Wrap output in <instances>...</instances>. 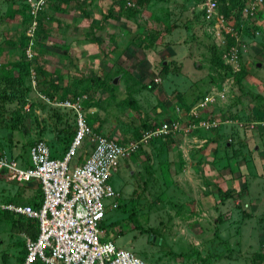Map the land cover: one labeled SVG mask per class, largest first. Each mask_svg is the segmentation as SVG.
<instances>
[{
  "label": "rangeland",
  "instance_id": "rangeland-1",
  "mask_svg": "<svg viewBox=\"0 0 264 264\" xmlns=\"http://www.w3.org/2000/svg\"><path fill=\"white\" fill-rule=\"evenodd\" d=\"M109 1L44 3L36 21L45 35L34 36L30 58L40 68L31 61L18 84L0 76V137L19 130L21 152L44 130L69 138L70 114L43 96L61 99L37 90L47 73L61 89L56 97L66 89V98H79L91 132L122 145L138 142L111 175L117 195L102 200V239L146 264H264V4L244 13L241 3L225 17L228 34L215 37L200 19L198 0L159 3V22L151 18L157 0L135 15L126 0H113L114 19L105 17ZM17 3L0 0V63L19 54L3 44V14ZM143 21L160 32H147ZM27 24L12 23L11 35L17 40ZM150 39L152 47L144 48ZM210 44L228 69L211 63ZM65 52L71 53L68 61ZM141 120H156L153 130L163 123L176 129L147 137L153 130H142L145 138L138 141ZM22 186L0 191V201L29 203ZM225 192L231 195L222 198ZM27 223L0 209V264H16Z\"/></svg>",
  "mask_w": 264,
  "mask_h": 264
},
{
  "label": "built area",
  "instance_id": "built-area-1",
  "mask_svg": "<svg viewBox=\"0 0 264 264\" xmlns=\"http://www.w3.org/2000/svg\"><path fill=\"white\" fill-rule=\"evenodd\" d=\"M46 1L25 0L30 16L24 32L28 38L24 51L28 60L32 58L36 18ZM241 1L244 13L264 4V0ZM218 3V0H198L200 19L215 37L229 31ZM235 46L230 48L231 58L235 56ZM43 99L51 106L70 111L74 118V132L63 154L51 157L45 140L41 138L29 145L24 160L0 153V174L6 180L18 184L36 180L41 192L38 207L11 201L0 203L1 210L36 222L35 237L26 235L23 239L21 264H146L131 250L102 239L100 229L105 211L102 200L117 195L110 184L111 175L138 142L122 145L91 132L79 98L52 102L45 96ZM207 100L209 98L205 97L197 105L201 106ZM174 129L175 124L163 123L145 137ZM77 148H80L78 158L75 156Z\"/></svg>",
  "mask_w": 264,
  "mask_h": 264
},
{
  "label": "trees",
  "instance_id": "trees-1",
  "mask_svg": "<svg viewBox=\"0 0 264 264\" xmlns=\"http://www.w3.org/2000/svg\"><path fill=\"white\" fill-rule=\"evenodd\" d=\"M14 1V0H13ZM61 1H65V0H61ZM115 1V0H114ZM118 1V0H117ZM121 1L122 3L125 2V0H119ZM151 0H126V2L128 3L129 6H132V7H129L128 9H130V14L131 15H135L136 13H139V11L143 10L144 7H147L148 3L150 2ZM18 2V1H17ZM20 3H17L16 6H13L12 4L9 5V7L7 8V10L5 11V13L3 14V20L4 22L8 25V30L6 31V40L3 42V44L5 46H9V47H15L18 51V57L17 59L15 60H11V61H4V62H1L0 65V76L3 80H5L6 82L10 83V84H18L20 83L23 78L27 75V73H29V64L31 61H33L35 58V54H32V57L34 59H31V60H28L25 56V48H26V39H25V36H24V33H23V28L25 27V24L26 23H29L30 21V16L27 14V5L25 3V0H19ZM218 9L220 12H222L224 14V16H228V15H232V11H234L233 13L236 14V11H239L240 8H241V0H218ZM12 3V2H11ZM113 0H110L109 3H108V9L107 10V13H106V18L108 19H114V15L110 12L111 10V7L114 6L113 5ZM40 13V11H39ZM38 13V15H39ZM37 15V17H38ZM152 20L155 22L156 21V17L152 16L151 17ZM84 20H87L89 21V19H84ZM12 23H18V24H21L23 25V28L22 30L18 33V29L15 33H18V39L16 40L13 35H11L10 33V29L13 27L11 26ZM144 25L145 26V30L148 32V31H152L153 33H159L160 31L157 29L156 30H152V26L149 25V23H146L145 21H143ZM9 26H10V29H9ZM137 29L139 28V26L136 27ZM172 29V27L170 25L168 26H164L162 28V31H163V34L165 33H169L170 30ZM157 31V32H156ZM144 32V31H141V33ZM45 34H44V30H43V27H41V22L40 21H37V26L35 28V31H34V36H37V38L40 36V37H43ZM230 38V37H228ZM153 39H155V37L153 36ZM232 39V38H230ZM153 40L150 39L148 41V44H146L145 46H143L144 48H150L151 47V42ZM234 41L233 39L229 42L230 44H232ZM136 44L138 46H140L139 42ZM209 53H210V61L213 65H215L216 67L220 68V69H223V70H226L228 69V65L225 64L221 57L219 56L218 54V51L216 49V47L213 45V44H210L209 45ZM65 56H66V59L67 61L71 58V53L70 52H65ZM33 63L35 64V66L39 69L40 67L33 61ZM162 68H166V64H162ZM15 69V70H14ZM41 75V71H40V74ZM51 75L47 74V73H42V77L44 80L40 81V79L37 80V83H39V85H37V90L39 92H42V93H45L47 94L51 100H55V98H59V99H63V98H66L64 95L66 94V89L65 91L62 93V96L60 97H56V93L61 90L60 88L57 87V85L54 83V81L50 78ZM55 97V98H54ZM131 108H134L135 109V105L133 103H129ZM86 105V104H85ZM65 110V109H64ZM68 114H70V117H71V122L74 123V118L72 116V113L68 110H65ZM85 118H86V122L88 124V119L86 117V114H85ZM157 125V122L156 120H153L152 122H145L144 120H141L140 122V125H139V128H136L135 129V132H134V138L135 140H139L141 138V131L143 130H153V128ZM89 126V124H88ZM74 125H73V129H72V132L71 135L69 136V138L66 139H63L62 136L60 135H56V139L57 141L60 142L61 146H62V150L61 152L58 154V155H54V151L52 150L53 148V145L51 144H47L46 145L48 146L49 148V153H50V156L51 157H60L63 152L66 150L67 146L69 145V142L72 138V135H73V132H74ZM92 128V127H91ZM141 128V130H140ZM92 130L94 132H97V130L95 128H92ZM95 134H98V133H95ZM106 137V136H105ZM169 137V135L167 136L166 135H162V138H167ZM39 139V138H38ZM33 142V141H32ZM30 142L29 145L32 143ZM29 145L27 146V148L29 147ZM25 153H27V149L25 151ZM22 156V155H21ZM20 157V156H19ZM25 158V156H23ZM24 158L22 160H24ZM31 181V180H30ZM27 183V182H26ZM23 184V183H22ZM37 187H38V190L36 192V199L35 200H31L29 203L33 206V207H38L40 202H41V192H40V189H39V183L37 181ZM221 197L222 198H227L229 197L231 194L230 193H220ZM7 201H11V202H17V203H25V202H18L16 200H7ZM6 202V201H5ZM6 212V211H4ZM9 213V212H7ZM10 216H16L17 218L19 219H22L24 218L26 221H28L27 223V226H30V227H34L35 228V233L29 235L30 237H35L36 235V232H37V229H36V222L35 220L33 219H28V218H25L21 215H14L12 213H9ZM101 227V225H100ZM197 258L199 257V254H198V251H194L193 253ZM23 255H24V249L22 248L21 250V256H19L18 258V264H21V261L23 259ZM191 256V255H190ZM35 264H40L39 262H36Z\"/></svg>",
  "mask_w": 264,
  "mask_h": 264
},
{
  "label": "crops",
  "instance_id": "crops-1",
  "mask_svg": "<svg viewBox=\"0 0 264 264\" xmlns=\"http://www.w3.org/2000/svg\"><path fill=\"white\" fill-rule=\"evenodd\" d=\"M156 2H157L156 6L151 8V13L154 15V17L157 18L155 22H159L160 21L159 14H160V10L162 9V8H160L161 4H159V3H165L169 7H170L171 4L173 5L174 3H173L172 0H157ZM145 8L146 7H144V9ZM143 11L144 10H142V13H144ZM181 12L185 13V10L181 9ZM107 27H108V25H107ZM166 34H168V33H165L164 35H166ZM151 47H152V45H151ZM124 52H126V50L118 51L119 56H121L122 54L124 55ZM118 53H117V55H118ZM22 135H23V137H25L28 134L23 132ZM40 138L41 139H45V141H47L46 139L49 140V144L53 145L52 150L54 151V153H53L54 155H58L61 152V150L63 149L61 144H60V142L57 141L56 136H55L54 133L51 134L49 131L44 130V131L40 132ZM21 139H22V137L20 135L19 130H16V129L14 130V128H12L8 132H6V134L3 137H0V153L9 151L10 152L9 154L8 153L7 154L3 153V154H5L7 156H10V157H18L20 160L24 158L23 156H25V158H26V155H25L26 153L25 152H21V150L18 147V144H20L21 141H22ZM14 151L16 152L15 154H13ZM182 158H183V154H182ZM183 160L185 161L184 158H183ZM184 165H185V163H184ZM1 179H3V180H1ZM0 181H1L0 182V191H4V192L12 190L13 185L14 184H18V183H13V182H12L13 184L7 183L5 178H4V176L2 174H0ZM34 185L37 188V181L36 180H31V181H29L27 183H23V186H22V189L24 190L25 197L29 198L30 201L36 199V195L37 194L35 193V190L33 189ZM2 202H5V201H0V203H2ZM26 229H27L28 232H25L27 234H25L24 236H22V234L19 233L20 236L22 237V239H24V237L26 235H31L32 233L33 234L35 233V228L34 227L28 226ZM19 256H21V254H19L16 257L17 258L16 264H18Z\"/></svg>",
  "mask_w": 264,
  "mask_h": 264
},
{
  "label": "water",
  "instance_id": "water-1",
  "mask_svg": "<svg viewBox=\"0 0 264 264\" xmlns=\"http://www.w3.org/2000/svg\"><path fill=\"white\" fill-rule=\"evenodd\" d=\"M114 81V80H113Z\"/></svg>",
  "mask_w": 264,
  "mask_h": 264
}]
</instances>
